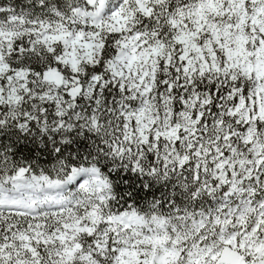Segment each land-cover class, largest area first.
Instances as JSON below:
<instances>
[{
    "label": "snow or ice",
    "instance_id": "obj_1",
    "mask_svg": "<svg viewBox=\"0 0 264 264\" xmlns=\"http://www.w3.org/2000/svg\"><path fill=\"white\" fill-rule=\"evenodd\" d=\"M0 264H264V0H0Z\"/></svg>",
    "mask_w": 264,
    "mask_h": 264
}]
</instances>
